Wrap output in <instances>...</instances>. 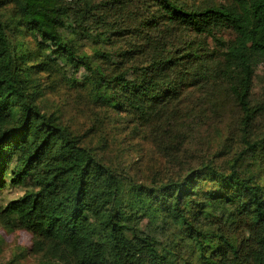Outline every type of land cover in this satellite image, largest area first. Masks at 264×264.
Listing matches in <instances>:
<instances>
[{"label":"trees","instance_id":"obj_1","mask_svg":"<svg viewBox=\"0 0 264 264\" xmlns=\"http://www.w3.org/2000/svg\"><path fill=\"white\" fill-rule=\"evenodd\" d=\"M228 28L241 53L214 57L204 40ZM79 35L92 53L74 43ZM262 55L264 0L240 13L191 0H0V194L28 187L7 208L43 212L35 246L59 264H264V185L241 170L264 154V99L252 98ZM68 69L93 76L100 111L137 121L168 159L165 175L137 180L43 112L33 76ZM229 106L243 149L226 169L213 159L182 166L202 143L199 124Z\"/></svg>","mask_w":264,"mask_h":264},{"label":"rangeland","instance_id":"obj_2","mask_svg":"<svg viewBox=\"0 0 264 264\" xmlns=\"http://www.w3.org/2000/svg\"><path fill=\"white\" fill-rule=\"evenodd\" d=\"M197 7L218 5L230 11L240 13L247 0H191ZM69 33L62 30L61 34ZM237 33L231 29L216 30L213 36L205 38L204 44L213 52L214 57L223 59L228 54H240L236 46ZM80 49L88 53L89 45L82 36H76L74 42ZM34 45L32 44V47ZM216 55V56H215ZM255 77L252 98L258 101L264 99V55L254 61ZM34 81L41 80L42 97L37 101L44 113L57 116L60 122L69 127L77 137H82L84 144L96 147V151L108 164H121L137 180H156L166 173L168 159L156 149H152L148 140H144V132L138 135V123L127 116H117L113 113L100 111L98 105L90 97V85L93 76L81 69L75 73L72 69L62 70L46 77L45 74H35ZM210 89L200 88L192 92V102H200ZM177 118H186L187 112H171ZM192 116V115H191ZM240 114L237 109L229 106L223 119L206 124H199L197 138L201 144L192 143L189 147L193 153L184 155L180 162L186 167H198L202 162L213 159V164L226 169L227 163L243 149L240 139L238 121ZM264 121V118L261 119ZM114 127H119L118 129ZM146 129V128H145ZM107 139L106 148L105 140ZM124 139L125 148L119 144ZM262 153V152H261ZM181 172L183 168H180ZM245 175L264 185V154L247 157L241 165ZM171 175L178 174L173 167ZM161 174V175H159ZM31 188V187H30ZM28 187L7 188L0 194V264H59L50 259L47 248L39 251L36 235L43 234V212L30 209L23 205L19 212L7 208V204L21 198ZM21 213V211H23ZM30 210V211H29ZM26 212V213H25ZM21 213V218L19 216ZM24 221V225L21 222ZM145 220L141 223L144 226ZM23 225V226H22ZM146 264V263H142Z\"/></svg>","mask_w":264,"mask_h":264}]
</instances>
